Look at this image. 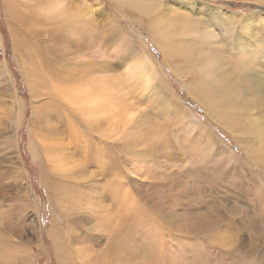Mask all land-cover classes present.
<instances>
[{
	"label": "rangeland",
	"instance_id": "1",
	"mask_svg": "<svg viewBox=\"0 0 264 264\" xmlns=\"http://www.w3.org/2000/svg\"><path fill=\"white\" fill-rule=\"evenodd\" d=\"M14 1L12 11L0 0V264H62L61 254L75 264H87L82 256L89 264H264V105L233 108L200 93L184 55L164 62L155 27L181 12L242 63L239 72L261 73L264 0ZM155 1L171 12L150 11ZM57 7L70 17L101 8L70 23ZM145 58L158 62L154 80ZM23 67L42 72L37 99ZM75 89L79 104L56 101ZM86 102L95 111L82 110ZM88 125L107 147L103 158L92 156L94 145L92 157L75 151ZM36 139L58 150L35 157ZM47 163L57 170L56 195L41 180ZM123 220L133 233L118 227L114 239ZM55 228L64 233L61 254ZM124 241L137 258L105 256L121 254Z\"/></svg>",
	"mask_w": 264,
	"mask_h": 264
},
{
	"label": "bare ground",
	"instance_id": "2",
	"mask_svg": "<svg viewBox=\"0 0 264 264\" xmlns=\"http://www.w3.org/2000/svg\"><path fill=\"white\" fill-rule=\"evenodd\" d=\"M58 3L60 2L58 1ZM155 3H158V6H156L155 4H152L148 6L147 8L150 11L154 9H158V8H160L162 11L167 10V9L169 10L172 9L171 6H168L169 4L167 1L163 3L159 1L158 2L155 1ZM7 5L10 6V9L12 11H15L17 9L15 6L14 0H7ZM100 8L101 7H96L95 9H93V12H91V10H88V8L82 11L77 10L75 13H72L71 17L74 20L77 18L76 20H78V22H83L85 21V19H87L90 12L91 14H94V12L98 13L100 11ZM55 9L59 10L58 11L59 13L58 12L55 13L56 15L58 14V16L61 18H65V19L67 18V20L71 23L70 14L65 16L66 9H62L60 7H57ZM173 18L176 19L175 21L177 25H179V27H181L182 29L176 28V25H175L176 23H173V22L169 24L168 22L162 23L161 25L159 22H156L155 24V27L162 28L163 30L161 31L163 32V34H161L162 35L161 38L157 36L156 41L163 52L164 62H167L168 64L175 66V60L177 58L181 59L182 56L184 55L183 59L186 62L188 71H191L194 74V77H196L199 83L202 85V87L199 88V92L200 93L209 92L214 97V99H216L218 102L228 103L233 108L242 106V109H245L252 105H256L257 107L264 105V71H261L262 69L260 70L261 73H258L256 71L249 72V73L239 72V69L237 68L235 64L236 63L242 64V63L235 61V64H234L232 60L229 61L228 59H226L225 53H223V50H224L223 47L220 48L217 45L215 46L213 45L214 40H213V36L210 35L209 33V29L203 28L202 27L203 25L199 24L198 21H193L189 17H186L185 15L183 16L181 12L174 14ZM190 31H193V32L189 33ZM177 38L178 40H180L178 43L175 42ZM170 58H171V61L169 60ZM173 58H175L174 61H172ZM147 60L145 58V60L143 61V66L145 70L146 68L149 70L150 76L153 79L157 75L156 69L158 66L157 64L158 62L152 61L150 59L147 62ZM227 62L229 63V65L227 64ZM24 69H25L26 78L29 81L28 85L30 86V90L33 91V99H37V97L43 94L42 92L43 83H42V77H41L42 72L35 71L34 69L27 70L26 67ZM258 70L259 69H257V71ZM60 76L61 75L57 74V78H59ZM64 80L66 81L64 84L65 87L70 88V87L76 86V84H74L73 82L67 81L68 80L67 78H65ZM81 98H83V93L82 92L77 93V89H75V91L65 90V91L59 92L56 95V101L61 102L60 104L61 106L67 105V104L71 105L72 103H75V102L78 103ZM88 102H89V98H88ZM88 102H86L87 103L86 105L81 104L82 106H84L82 110L86 112H88L87 110H90V112L95 111V107L92 104L88 105ZM183 107L185 106L182 105V107H179V108L181 109ZM59 109H61V107ZM187 109L189 110V112H191L190 108H186V110ZM62 115H63L62 112L57 111V116H62ZM65 119L68 120L69 123H73L69 119V116L67 114H66ZM81 120L83 119L77 117V122ZM84 123L85 125H87L86 122ZM89 125L87 126L88 128L86 127V131H83L81 132V134L76 135V141L74 142L75 151H81L86 156H90V157L93 156L95 158L96 157L103 158V155H104L103 153H105L107 147L105 145L100 146L97 142H94L93 136L91 139V134L94 133V128L89 129L90 128ZM51 128L52 130H55L57 132H64L65 130L68 131L69 129L67 127L64 128V127H59V126L51 127ZM101 135L103 136V134ZM93 145L97 148V150L94 151L91 156V149L93 148ZM67 147L68 146H66V148ZM31 149L33 150V154L35 157L39 156L38 151L40 150L43 151V153L46 154V156H50V152L54 153L56 150H58V148L55 147L53 144L50 145L49 143L43 140H39V139H36V141L32 143ZM47 165H49V163L43 166V171L41 173V180L47 185L49 192H51V194L53 195H56L61 192L59 188L60 184L58 182L57 177H55L58 175L56 173L57 170L48 171ZM71 189H73V186H71ZM71 196H72V192H71ZM62 198L63 197H60V200H58V202H60L63 208H65L66 207V205L64 206L65 201L62 200ZM68 213L69 211L66 212V214ZM154 215L158 220H161V221L164 220V215L162 213L156 211L154 212ZM126 216L129 217L128 215ZM70 218L71 220H73L72 217ZM128 221L126 222L125 220H123V222L121 221L120 224L118 223L119 225L118 224L116 225L115 229L112 228L114 239H116L117 235L119 234L118 227H121V231H126L127 233H133V230L131 229V225L129 224L130 222ZM170 221L173 224L175 223L177 224V222H179V218H176ZM166 223L164 222L165 225ZM124 229H127V230H124ZM50 233L55 238V246H56L57 253L61 254V252L64 251V247H62L64 233L57 231L56 228L55 230L53 229V231L51 230ZM113 244L114 243H112V245ZM121 245L122 246H120V249L123 251L121 252V254H115L116 251H119V249L112 248L110 249L112 250V253H108V254L105 253V256H107V258H110L111 260L115 259L116 257V258H119L120 260H125L127 262L129 258L130 259L137 258V256L140 255L135 252L132 253L130 249L127 250V245L125 244V241L124 243H121ZM82 254L83 252L79 253V256ZM66 258L67 260L64 261L62 254L59 255V259L62 264H75L71 260L69 261L68 256ZM79 259L83 261L84 263L89 264V261H86L84 256L79 257Z\"/></svg>",
	"mask_w": 264,
	"mask_h": 264
}]
</instances>
